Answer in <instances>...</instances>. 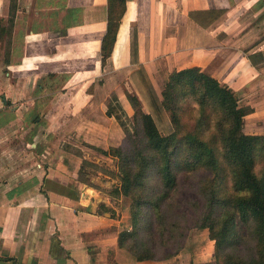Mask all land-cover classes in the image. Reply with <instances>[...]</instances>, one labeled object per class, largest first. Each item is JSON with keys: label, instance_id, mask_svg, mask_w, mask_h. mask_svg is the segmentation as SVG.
Wrapping results in <instances>:
<instances>
[{"label": "crops", "instance_id": "crops-1", "mask_svg": "<svg viewBox=\"0 0 264 264\" xmlns=\"http://www.w3.org/2000/svg\"><path fill=\"white\" fill-rule=\"evenodd\" d=\"M110 5L0 0L9 73L25 75L5 87L6 96L19 110L50 95L49 106L69 111L38 118L23 130L17 110L0 113V264H192L213 258L207 233L206 240L166 258L136 260L118 244L121 218L75 189L82 185L76 177L83 156L62 145L119 144L124 130L106 113L111 94L132 117L127 94L144 109L150 91L160 97L170 72L190 66L231 87L239 105L249 107L243 131L264 135V0H125L103 59ZM7 97L2 94L0 109Z\"/></svg>", "mask_w": 264, "mask_h": 264}, {"label": "trees", "instance_id": "trees-1", "mask_svg": "<svg viewBox=\"0 0 264 264\" xmlns=\"http://www.w3.org/2000/svg\"><path fill=\"white\" fill-rule=\"evenodd\" d=\"M110 2L107 28L101 42L103 59L114 42L125 0ZM185 95L189 103L197 107L198 117L195 125H192L193 129L177 135L161 134L151 114L142 109L138 97L127 94L133 107L132 118L134 121L140 119L146 152L139 153L140 160L135 165L125 163L124 159L119 165L120 189L124 194L132 193L136 203L131 209L132 229L119 231L118 244L136 260L162 259L180 250L184 246V223H179L181 214L167 213L162 203L169 200L179 187L178 180L182 173H191L204 167L211 170L210 176L206 178L209 181L195 187L202 194V201L190 199L189 202L197 214L196 220L202 218L200 223L195 221V224L208 227L210 238L214 239V252L211 261L192 264H264V135L243 131V117L249 107L239 105L231 87L220 83L197 66L170 72L162 90L161 103L167 102L171 106L170 111L175 112L177 107L171 102L177 96ZM106 113L114 116L125 129L121 113L129 116L115 94H111L108 99ZM100 149L103 153L109 152ZM115 149L121 150L119 147ZM152 169L158 176L160 189L146 184L145 180ZM223 178H227L230 183L227 195L220 190L222 185L219 180ZM205 192L207 197L204 198ZM218 204H222L225 210L222 215L219 214V220L215 221L213 215ZM147 209L150 210L148 216ZM152 217L156 218L159 246L154 245L148 236L141 240L143 247L135 251L137 243L131 242L128 246L126 239L140 231L142 221L150 222ZM216 225L219 226L218 232H214ZM146 228L149 230V227ZM174 242V251H164L166 245ZM230 245L235 247L236 254L226 249ZM242 248L245 251H241ZM156 249L161 253H156Z\"/></svg>", "mask_w": 264, "mask_h": 264}, {"label": "rangeland", "instance_id": "rangeland-1", "mask_svg": "<svg viewBox=\"0 0 264 264\" xmlns=\"http://www.w3.org/2000/svg\"><path fill=\"white\" fill-rule=\"evenodd\" d=\"M7 30V25L0 26V98L2 94L7 97L5 87L8 86L11 81L13 82V80L19 77L23 78L25 76L23 74H14L13 72L9 73V68L7 65L9 47ZM185 91L186 93H188V89H186ZM149 94L150 96L148 97L147 101H149L150 105L146 106L145 108H149L148 110L150 112L148 113H150L153 117L156 126L161 134L176 133L177 135H183L187 131L193 129V126L195 125L196 119L198 117L197 107L195 108L189 103L187 95L177 96V98L174 99L173 102H171L175 103L177 107L175 109V112H171V106L167 102H164L163 104L161 103V100L163 98L162 94L159 98H157V96L151 91L149 92ZM49 97L50 95L45 96L44 99L37 98L35 105H22L19 110H17V107L13 106L14 102L11 100L12 98L7 97V103L0 109V113L13 116L15 114V110H17L16 114L21 116L19 120H16L17 128L20 130H23V128H25V125L29 126L38 118H49L52 114L54 115L55 113H59V115L63 117L64 115H67L69 113L67 107L65 106H49ZM113 102L117 104V102ZM145 108L143 109L142 107V109L147 112ZM23 115L25 118H22ZM121 120L124 123L125 137L119 144L113 145L112 148H109L108 146L106 150H109V152L107 153H103L100 148L93 147L92 145L87 143L78 142L79 146H76L73 143L65 142L62 146L63 148H68L74 152H79V154L83 156V160L76 177L82 182V185L81 187H79V184H77L75 186V189L82 191L85 190L88 195L100 201L104 209L110 210L113 215L121 218V230H130L132 229L133 225L131 209L136 201L135 196L132 193L124 194L120 189L121 176L119 165L121 164V161L123 159L125 160V163L131 162L132 165L137 164L140 160L139 153L146 152V147H144V132L140 125V119L138 121H134L132 117H127L125 115L123 116V114L121 113ZM26 128L29 129L28 127ZM197 131L200 132L199 130ZM17 146L22 147L23 144L19 143L17 144ZM27 147L31 146L28 145ZM115 147H119L121 148V150L119 151V149H115ZM23 151L24 150L22 147L20 152ZM210 171V169L207 170L204 167H201L199 169H196L195 171H192L191 173H182L178 180L179 187L174 190L169 200L167 199L164 204L162 203V206L164 207V209H166L164 211L181 214V216L179 217L181 219L179 221L181 222L179 223L180 225L184 223V227H182L184 231V237L182 239V241H184V245L190 244L195 241L199 243L203 239L206 240V238H203V235L206 236L207 233L210 237V231L208 227L197 226V224L202 221V218L198 221L196 220L197 214H195V209L189 202L190 199L202 201V194L200 195L195 187L199 186L203 182L206 184L209 181V178H206L210 176ZM145 181L148 187H159L160 189L158 176L153 169L149 171V174ZM219 183L220 185H222L220 188L221 193L225 192V194L227 195L229 193L227 189L230 187L229 180L227 178H223L219 180ZM205 196L207 197V192L203 194L204 198ZM103 201L107 203V206L103 205V203H105ZM147 210H144V212ZM224 210L225 207L222 204H218V206L214 210L215 214L213 215V217H215V221L219 220L218 216L219 214L222 215ZM148 213H150V210L147 211V216ZM184 216L186 220H184L183 222ZM166 220L167 219H165V221ZM195 221H197V224H195ZM142 222L143 225L141 226L140 231L137 234H133L127 237L126 239L128 246L129 244L131 245V242H133V244L137 243L135 246V251H137V248L141 249L143 247V244H141L143 242H141V240L147 239L148 236L153 240L154 245L159 246L160 243V240L158 239L159 237H157L156 235V218L152 217L150 222ZM163 226L164 225H162L161 227ZM146 227H149V230ZM218 227L219 226L216 225L214 232H218ZM212 240L214 244V239ZM174 247H176L175 242L174 244L171 243L166 245L164 247V251H174ZM226 249L233 254L237 253V250L233 245L228 246ZM241 251H245V248H242ZM155 252L161 253L159 249H156Z\"/></svg>", "mask_w": 264, "mask_h": 264}]
</instances>
